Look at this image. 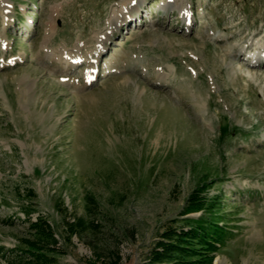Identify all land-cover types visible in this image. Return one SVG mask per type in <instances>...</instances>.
Instances as JSON below:
<instances>
[{
  "label": "rangeland",
  "instance_id": "rangeland-1",
  "mask_svg": "<svg viewBox=\"0 0 264 264\" xmlns=\"http://www.w3.org/2000/svg\"><path fill=\"white\" fill-rule=\"evenodd\" d=\"M37 252L264 264V0H0V264Z\"/></svg>",
  "mask_w": 264,
  "mask_h": 264
},
{
  "label": "trees",
  "instance_id": "trees-1",
  "mask_svg": "<svg viewBox=\"0 0 264 264\" xmlns=\"http://www.w3.org/2000/svg\"><path fill=\"white\" fill-rule=\"evenodd\" d=\"M208 212L210 214L214 213L213 209L209 208ZM217 214V213H216ZM215 217L216 215H212ZM193 229L191 233L187 234V237H191L195 240V243H197L199 246H202V244L206 245H213L218 238L221 236V229L226 228L225 221L217 218H200L199 220H193ZM202 242V243H201ZM197 249V248H195ZM44 256H48L47 253H43V255H40V252H37L36 254H33L31 257L35 258L34 261H28L26 264H40L39 259L44 258ZM49 264V261H47ZM46 264V263H44Z\"/></svg>",
  "mask_w": 264,
  "mask_h": 264
},
{
  "label": "bare ground",
  "instance_id": "bare-ground-1",
  "mask_svg": "<svg viewBox=\"0 0 264 264\" xmlns=\"http://www.w3.org/2000/svg\"><path fill=\"white\" fill-rule=\"evenodd\" d=\"M131 7V6H130ZM186 11H183V16L185 17ZM229 49V48H228ZM230 51H227V53L229 54ZM226 53V54H227ZM88 78V77H87Z\"/></svg>",
  "mask_w": 264,
  "mask_h": 264
}]
</instances>
